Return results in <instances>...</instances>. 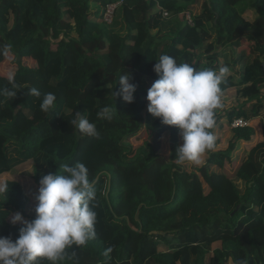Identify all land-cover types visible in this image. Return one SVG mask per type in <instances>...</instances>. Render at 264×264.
<instances>
[{
  "label": "trees",
  "instance_id": "1",
  "mask_svg": "<svg viewBox=\"0 0 264 264\" xmlns=\"http://www.w3.org/2000/svg\"><path fill=\"white\" fill-rule=\"evenodd\" d=\"M198 2L0 0V57L11 55L15 65L7 73L0 69V176L31 162L38 187L42 175L82 162L95 181L96 237L68 249L75 255L62 264H264V0H203L200 13L192 15ZM110 5L115 8L105 23ZM247 11L255 14L252 21L243 18ZM243 41L254 44L253 52L227 60ZM164 54L198 69L230 68L222 89L235 88L241 101L217 112L214 135L234 118L261 120L263 140L231 174L225 165L237 144L251 141L252 127L229 128L226 150H216V138L204 164L187 172L175 153L178 130L147 112L148 85L158 78L153 65ZM125 72L136 85L130 104L112 94ZM9 75L15 77V98L5 92ZM32 87L40 98L27 95ZM49 92L57 99L45 113L40 104ZM110 105L117 110L113 119L98 118ZM76 112L95 124L98 138L79 133ZM142 130L147 139L134 149L129 139ZM165 133L167 159L159 153ZM6 183L0 236L15 240L20 225L8 218L17 212L27 218L28 200L18 181ZM161 244L167 251L158 249Z\"/></svg>",
  "mask_w": 264,
  "mask_h": 264
},
{
  "label": "clouds",
  "instance_id": "2",
  "mask_svg": "<svg viewBox=\"0 0 264 264\" xmlns=\"http://www.w3.org/2000/svg\"><path fill=\"white\" fill-rule=\"evenodd\" d=\"M153 65L158 77L147 89V112L158 118L161 124L175 127L182 143L176 148L180 162L202 164L203 155L216 146L212 131L216 125L217 110L223 107L222 85L230 68L225 65L218 70L198 69L194 64L178 63L170 55H161ZM10 88L5 92L15 98V77H8ZM128 73L121 75L119 90L112 91L125 103H133L136 85ZM27 95L40 98L41 92L32 87ZM56 94H44L40 104L41 111L51 113L55 108ZM117 112L114 105L104 106L97 113L98 118L112 120ZM79 133L82 136L98 138L94 123L87 116L76 112ZM8 184L0 183V195H6ZM96 200L95 181L90 179L89 170L82 162L63 165L62 172L42 175L34 196V218L26 220L17 212L11 216L10 223L18 228L15 240L11 236H0V264H62L71 259L68 249L85 245L96 237L97 213L94 211ZM236 264H247L238 260Z\"/></svg>",
  "mask_w": 264,
  "mask_h": 264
},
{
  "label": "rangeland",
  "instance_id": "3",
  "mask_svg": "<svg viewBox=\"0 0 264 264\" xmlns=\"http://www.w3.org/2000/svg\"><path fill=\"white\" fill-rule=\"evenodd\" d=\"M203 0H199V2L197 4H195L192 7V11L191 14L192 15H198L201 11V4H202ZM158 11L157 8H154L153 11L151 12V14H155ZM192 17V16H191ZM255 17V14L252 11H247L244 15L243 18H245L247 21H252ZM190 19V14L187 13L186 14V20H188L189 22ZM173 23H175V19H172ZM252 50H254V44L252 42H242L240 48H236V49H230L229 52H227V60L231 59L232 57H234L235 55H237L239 52L241 51H245L247 53H251L253 52ZM12 56L9 54H6L5 56H1L0 57V69L4 70L5 73H7L5 70H10L12 71V69L15 67V65L12 62ZM219 62H222L221 57L218 60ZM24 64H28L27 61H22ZM3 72V71H2ZM237 78V77H236ZM149 87L151 86V84L148 85ZM241 100H238L236 98V92H235V88L229 89L225 92H223L222 95V104L223 107L219 110H217V112L221 111V110H233L236 109L237 106L240 104ZM251 106L247 105L246 109H249ZM223 125H225V120H223ZM251 127L254 129V135L252 136V139L250 142H256L259 140H263V128H262V124H261V120L259 118H255L251 120ZM229 128L231 129L230 125ZM228 128V129H229ZM223 130V132H218L217 130L215 131V137L220 139V144L216 147L217 151H224L226 150V148L228 147V141L232 136V133L229 130ZM147 139V135L146 133L142 130L140 133H138L136 136L132 137L129 139V143L133 146L134 149H138L140 148L143 143L145 142V140ZM180 144L182 143L181 138L179 139ZM247 148H249L248 144H243V142H240L239 144H237L235 150L232 153V163L231 164H226L225 165V171L228 172L229 174H231V170L237 167V165L241 162V160L246 157L247 154ZM159 153L164 157V158H168L169 157V135L168 133H165L162 136L161 139V149L159 151ZM207 158V154L205 153L202 157V160L205 162ZM199 164V165H194L190 162H182L181 165L182 167L187 171V172H195L198 168H200L203 164ZM233 172V171H232ZM32 164L31 162H27L25 164H19L18 166L14 167L10 173L1 175L0 177H2V181H0V183H6L8 181H18L24 194L27 197L28 203L26 205V217H23L26 220H29L31 217H34L35 213H34V209H35V201H34V196L37 192V186L33 183V179H32ZM201 181L203 182L202 178ZM237 186L239 187L240 191H243V187L241 184H239L238 182H236ZM203 188H206V185L203 183ZM3 198V195H0V199ZM15 213L10 214L9 218H8V222L10 223V219L11 216L14 215ZM19 225V224H17ZM218 243L213 244L212 245V249H215ZM158 249L160 251H167L168 247L165 244H161Z\"/></svg>",
  "mask_w": 264,
  "mask_h": 264
},
{
  "label": "built area",
  "instance_id": "4",
  "mask_svg": "<svg viewBox=\"0 0 264 264\" xmlns=\"http://www.w3.org/2000/svg\"><path fill=\"white\" fill-rule=\"evenodd\" d=\"M115 8V5H110L106 9L105 13V18L104 21L105 23H109L112 17L113 10ZM164 17H167V13H163ZM189 23L191 24V20L189 19ZM231 129H239V128H246V127H251V120H246L243 118H234L232 122L230 123Z\"/></svg>",
  "mask_w": 264,
  "mask_h": 264
},
{
  "label": "crops",
  "instance_id": "5",
  "mask_svg": "<svg viewBox=\"0 0 264 264\" xmlns=\"http://www.w3.org/2000/svg\"><path fill=\"white\" fill-rule=\"evenodd\" d=\"M223 130L225 131V130H227V129H222V130H220V131H218V132H223ZM259 141H261V140H259ZM259 141H256V142H243V144H248L249 145V148H247V152L253 147V146H255L256 145V143L257 142H259ZM2 175H4V174H2ZM220 246V244L218 243L217 244V246H216V248H218Z\"/></svg>",
  "mask_w": 264,
  "mask_h": 264
}]
</instances>
